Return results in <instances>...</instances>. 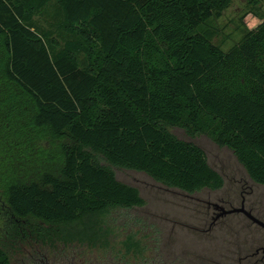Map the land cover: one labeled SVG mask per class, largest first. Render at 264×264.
<instances>
[{"label": "trees", "instance_id": "obj_1", "mask_svg": "<svg viewBox=\"0 0 264 264\" xmlns=\"http://www.w3.org/2000/svg\"><path fill=\"white\" fill-rule=\"evenodd\" d=\"M51 2L61 21L40 31L33 18ZM230 2L0 0V122L17 130L4 142L61 152L56 175L7 185L2 235L108 248V217L145 204L113 168L187 195L220 190L204 152L173 128L208 136L264 186V20L223 51L212 22ZM123 244L141 253L133 236Z\"/></svg>", "mask_w": 264, "mask_h": 264}, {"label": "rangeland", "instance_id": "obj_2", "mask_svg": "<svg viewBox=\"0 0 264 264\" xmlns=\"http://www.w3.org/2000/svg\"><path fill=\"white\" fill-rule=\"evenodd\" d=\"M263 20L264 1L231 0L219 19L212 22L216 30L213 44L227 51ZM60 21V12L53 2L33 18L34 26L40 31H57ZM60 35H57V40L62 41ZM3 122H0V154H6L0 157V177L2 174L9 175L0 178L1 203L5 200L9 183L37 180L45 172L56 175L61 160L60 147L53 143L42 144L48 152L46 156L35 147L37 151L27 155L29 148L23 143L14 147L17 142L13 144L15 153H9L11 141L5 143L4 137L12 134L9 125H13L14 133L17 131L16 124L5 125ZM169 131L179 140L194 144L204 152L208 165L223 179L220 190H203L187 195L155 182L144 173L113 168L117 181L137 189L145 204L140 208L118 210L108 217L113 221L114 232L108 248L101 247L99 243L92 246L75 240L66 241L62 237L41 240L33 236L15 242L0 231V252L5 254L8 264H195L199 249L204 258H209L207 253L213 252L218 264L232 252L226 263L238 264L239 258H233L236 250L242 248L253 252L263 249L264 231L238 224L237 218L223 220L236 224L238 231L221 234L218 232L219 225L208 231L212 215L218 212L208 208L207 204L231 201L239 205L243 202L247 207L254 206L253 212L264 223V186L253 183L233 154L226 148L218 147L208 136L190 137L177 128ZM26 159L30 161L25 162ZM128 235L140 242L141 253L126 251L123 243Z\"/></svg>", "mask_w": 264, "mask_h": 264}, {"label": "flooded vegetation", "instance_id": "obj_3", "mask_svg": "<svg viewBox=\"0 0 264 264\" xmlns=\"http://www.w3.org/2000/svg\"><path fill=\"white\" fill-rule=\"evenodd\" d=\"M208 208H212L214 211L218 213H214L211 217V223L209 225V230L212 227H215L219 225L218 232L221 234H225V232H229L232 230H237L238 228L236 224H230L227 223V219L224 222V218L230 217V218H237V223H241L244 226L247 227H255L257 229H261L264 231V223L262 220L255 215L253 212L255 210L254 206L247 207L243 202L239 205H234L231 201H221L219 204H207ZM230 211H237L230 213ZM223 220V221H222ZM221 221V222H220ZM210 255L209 258H204L203 252L201 249L198 250L195 264H218L215 261V258L213 256V252L207 253ZM231 253H229L225 260L222 261L221 264H227L228 257ZM239 258L238 264H264V248L263 249H256L255 251H246L245 249L236 250L233 252V258ZM206 259V260H204ZM203 261L205 263H203ZM230 264V263H228Z\"/></svg>", "mask_w": 264, "mask_h": 264}, {"label": "water", "instance_id": "obj_4", "mask_svg": "<svg viewBox=\"0 0 264 264\" xmlns=\"http://www.w3.org/2000/svg\"><path fill=\"white\" fill-rule=\"evenodd\" d=\"M237 212V211H230V213Z\"/></svg>", "mask_w": 264, "mask_h": 264}]
</instances>
